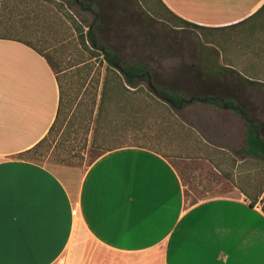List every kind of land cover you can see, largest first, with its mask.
Here are the masks:
<instances>
[{
    "label": "crops",
    "instance_id": "1",
    "mask_svg": "<svg viewBox=\"0 0 264 264\" xmlns=\"http://www.w3.org/2000/svg\"><path fill=\"white\" fill-rule=\"evenodd\" d=\"M158 2L212 34L260 28L239 57L251 61L244 73L264 75L253 69H264V0ZM0 48V264H97L99 254V264H264L260 198L187 203L183 154L127 146L84 169L17 157L49 135L58 86L43 53L14 40Z\"/></svg>",
    "mask_w": 264,
    "mask_h": 264
},
{
    "label": "rangeland",
    "instance_id": "2",
    "mask_svg": "<svg viewBox=\"0 0 264 264\" xmlns=\"http://www.w3.org/2000/svg\"><path fill=\"white\" fill-rule=\"evenodd\" d=\"M80 1L91 5L69 7L64 0H51L41 8L29 2L24 24L17 22L24 18V7L19 0L11 3L14 37L44 51L63 70L57 76L62 94L59 120L46 140L23 157L84 169L95 155L113 147L172 150L183 154L189 164L182 174L187 203L238 192L250 199L263 198L264 166L258 159L237 155L244 146V123L227 106L231 103L241 109L260 126L264 137V75L244 73L251 69L246 67L251 61L239 57L248 54L249 44L243 40L251 34L258 36L260 28L213 34L177 29L159 19L166 14L157 0ZM73 23L83 33L89 29L95 44L110 47L122 63L147 65L155 88L180 96L179 109L173 110L146 83L119 98L113 94L107 74L95 121L106 64L88 60L72 30ZM235 37L237 65L232 56ZM210 96L217 97L221 107L199 101ZM122 102L124 107L118 110ZM198 144H202L201 150H187L197 149ZM174 162L183 171L180 161ZM98 257L97 264L106 258L103 254Z\"/></svg>",
    "mask_w": 264,
    "mask_h": 264
},
{
    "label": "trees",
    "instance_id": "3",
    "mask_svg": "<svg viewBox=\"0 0 264 264\" xmlns=\"http://www.w3.org/2000/svg\"><path fill=\"white\" fill-rule=\"evenodd\" d=\"M13 0H0V3L2 4V10L0 11V39L4 40H14L23 43L26 46L33 47L28 41L16 38L14 37L16 32H15V26H13V12L11 8V3ZM158 1V0H157ZM34 3L35 6H39L41 8H45L48 2H51V0H19V3L24 7L23 9V17L22 20L19 19L17 22L19 24H24L26 23V7L28 3ZM65 5L69 7H77L79 4L84 6V8L90 7L91 3L89 2H81L80 0H64ZM159 3V2H158ZM160 5V4H159ZM161 6V5H160ZM62 6H59V9ZM162 9L164 10V13L166 14V18H163L159 16V19H162L169 23L172 27L177 28V29H195V30H202L200 26H196L194 24H191L181 18L176 17L175 15L171 14L167 9H165L163 6H161ZM28 13V12H27ZM56 17V13L54 14ZM72 30L77 33L78 35V44L84 51L87 52L88 54V60L90 61L91 59L97 60L99 59V63L102 61L105 62V76L103 79V84L102 88L100 91L99 95V105L97 107V113L95 117V121H98V116L100 115L101 107H102V99L104 98L105 90H106V77L107 74H110V82L112 85V90L113 94H115L119 98H125V93L128 92H135L138 89H141L140 84L141 83H146V85L151 89V91L159 98L167 101L170 104V107L173 110H177L180 107V102L181 98L178 94L171 92L165 88H160L157 89L151 84V70L150 68L142 63H137V62H131V63H122L121 58L114 53L110 47L106 45H98L95 44V40L92 37V33L89 29L85 31V33L82 32V29L80 26H78L76 23H73V28ZM33 49L37 50L36 48L33 47ZM39 53H43L42 56L45 58L47 63L49 64L51 71L56 76V81H57V86H58V106H57V111L55 115V119L50 127L49 130V135L53 132L56 123L59 120L60 113H61V89L59 85V80L57 76L60 73H63V70H59V68L56 66L55 62H52L49 56L44 54V51L37 50ZM126 87V88H125ZM128 89H132V91H129ZM122 100V99H121ZM197 100V99H195ZM204 104H210L214 105L216 107H221L219 105L220 100L217 97H209V98H201L199 99ZM121 108L116 107L118 110H122L124 105L123 102L120 104ZM227 106L235 113H238L244 123V146L240 149V151L237 152V155L239 156H249L251 158L258 159L259 161L262 162L264 166V137L261 135V130L260 126L248 118L241 109H239L236 105L228 103ZM94 131H92V134ZM48 135V136H49ZM44 140L45 138L40 140L33 148L30 150L25 151L22 154L17 155L19 158L27 159L24 158L23 156L34 151L35 148H37ZM121 148L119 147H113L110 149L104 150L102 153L109 151V150H114ZM102 153H99L93 157V159L90 161H94L99 155ZM29 160V159H27ZM32 161V160H31ZM89 163V164H90ZM88 164V165H89ZM260 194V193H259ZM258 197V196H257ZM256 198H248V206L252 207L256 201ZM260 203V210L264 214V196L259 200Z\"/></svg>",
    "mask_w": 264,
    "mask_h": 264
}]
</instances>
